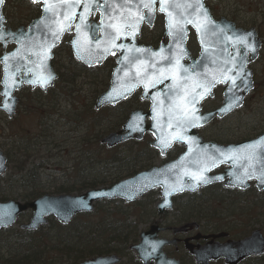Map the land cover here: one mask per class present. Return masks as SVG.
<instances>
[{"label": "water", "instance_id": "95a60500", "mask_svg": "<svg viewBox=\"0 0 264 264\" xmlns=\"http://www.w3.org/2000/svg\"><path fill=\"white\" fill-rule=\"evenodd\" d=\"M3 2L0 3V11ZM143 2L147 0H96L100 7L94 6L93 11L86 15L83 24L79 14L84 9L82 6L77 7L73 9L77 16L72 21L71 27L61 32L59 39L53 36L56 28L54 21L57 17L51 12H45L42 3L37 2L41 4V15L16 38L15 49L6 56L2 83L8 90L6 92L8 95L9 85L14 83L15 76L21 71L24 77L17 84L14 83L17 87H20L21 83L32 88L37 87L42 91L52 87L57 78L50 64L52 51L58 46L65 33H72L68 41L71 55L84 67L100 66L109 56L117 54L108 86L96 96L94 109L114 107L138 89H141L140 99L147 100L149 104L145 112L140 109L132 110L120 129L101 137L100 144L110 149L131 139L140 140L145 132H149L153 136L149 145L158 150L160 155H164L175 142L182 144L185 147L184 151L164 164L152 166L111 185L91 188L80 194L44 193L28 202L14 199L0 201V230L15 225L19 215L27 210L30 211V218L19 225L20 229L34 231L45 225L50 217L66 225L76 215L92 212L93 205L98 201L119 199L130 203L155 188L160 189L162 198L156 204L159 214L171 207L172 196L184 192L193 193L200 187L213 183L223 182L226 187L246 189L250 185L249 181H254L258 191L264 188V139H262L264 132L254 138L225 145L213 141L204 142L195 132L196 127L209 123L214 117L222 118L241 107L244 96L252 89V71L247 65L255 60L260 47L256 30L254 27L235 28L232 22L223 17L218 20L213 19L204 0H168V11L173 12L174 18L180 21L183 28V32L173 30L174 34H170L169 16L167 12L160 11L161 0H154L150 14L148 9L142 7ZM53 3H57L59 10L58 0H53ZM189 3L193 7L185 10L183 5ZM198 3L203 5L208 18L213 22L199 31L195 23H184L186 19L203 21V12L197 16ZM105 4L107 6H104ZM176 4L182 6L177 8ZM138 5L139 14L145 17L139 21L134 15ZM129 10L133 15H129ZM156 11L163 16V38L167 37V43L161 42L157 48L137 44L136 37L140 34L142 23L151 27ZM121 13L127 17L129 25L123 30L132 34L120 35L114 41L116 46H113L112 37L116 36V32L109 25L124 23L119 19ZM96 14L97 21L90 20V16ZM114 16L116 18L112 19ZM77 24H81L79 32H77ZM189 29L195 34L199 52L194 61L185 64L183 63L185 59L190 60L186 47ZM240 37H246L247 44L252 45L255 50L251 51L241 45L238 42ZM119 45L124 47H118ZM229 50H232L231 54ZM248 53H250L249 58ZM177 61L180 65L178 70L166 72V78L160 83L145 87L153 74L158 76L162 69H176ZM138 67H143L147 76L143 72L138 76ZM229 69L231 71H228ZM49 75L52 79L42 85L40 80ZM226 76L236 77L235 87ZM197 84L203 87H195ZM218 84H227L221 104L210 112L200 113V102L208 96L212 97V90ZM185 89L188 90L189 100L195 97L194 105L188 104L187 107L189 111L194 107V115L199 117L192 119L191 122L178 120L179 113L185 107ZM258 141L256 147H251ZM249 156L254 158L249 159ZM221 165H226V168L211 174ZM6 168V158L0 152V175L6 171ZM201 176L206 178V182L199 178ZM187 226L193 228L195 223H187L174 230L183 231ZM154 235L153 229L141 233L140 240L132 244L129 249L136 254L142 264H150V260H153L154 264H178L177 261L165 257L159 249L162 243L153 241ZM189 252L202 264H208L209 259L220 256L225 259L226 264H236L247 256L262 255L264 236L259 229H255L247 237L229 241L222 248L207 244L201 248H189ZM120 260L121 258L116 255H100L87 258L77 264H117Z\"/></svg>", "mask_w": 264, "mask_h": 264}, {"label": "rangeland", "instance_id": "374dc122", "mask_svg": "<svg viewBox=\"0 0 264 264\" xmlns=\"http://www.w3.org/2000/svg\"><path fill=\"white\" fill-rule=\"evenodd\" d=\"M8 3H12L19 10L25 11L30 9L27 0H9ZM206 5L216 20L223 17L227 20L231 19L230 21L234 20L241 23L246 27L255 26L264 37V0H206ZM157 20L158 22L155 23L152 30L143 31L140 36V41H142V43L155 46L159 41L158 39L162 29L160 20ZM71 36L72 34H68L65 37L61 48L56 51V56L54 58L57 73L60 76L59 80L56 82V88L59 90H55V93L58 95L55 97L53 96L51 99L53 102L52 105L56 108L53 112L54 116L44 121L42 126L43 129L39 127L41 120L36 112L21 114L17 119L19 136H24L26 132L29 140L32 139L34 135L41 134V137L39 139L37 138V142L41 147L34 148L31 151L33 157L37 159L33 161L31 160L32 158L29 159L31 161L29 167L31 168L33 165H38L39 160L42 162V166L37 167L35 173L41 179V185L47 188L53 184H72L75 181V174L72 169L73 158L77 153L78 158H81V153H79L78 149L80 146V137L85 131H88L89 128L85 124L83 126V123L80 125L81 123L78 122V124L74 119L76 115L87 113L90 104L92 105V103H94L96 96L106 89L109 69L112 64V61H110L103 64V67L98 69H85L81 66H75L70 61H74V59L71 56L70 48L67 44ZM187 48L190 52V56L195 57L198 49L192 33L189 35ZM250 68L253 69L254 89L245 98L243 106L226 117L214 121L205 129H202L199 133L204 139L213 140L220 144L233 143L253 138L264 132V47L260 52L259 58ZM135 102L136 98L128 102L124 101L113 108L101 110V113L100 109L95 110L96 113L99 111L100 116H95L96 124H93V133H96L101 138L109 132L120 129L121 124L125 120L122 118L124 114L127 116L128 112L132 109H144L141 104H138L136 108H132L130 105ZM209 102L210 106H216L220 102V97L215 96V98ZM99 120L100 122H98ZM117 123L120 124V126L114 130H110V128L114 127ZM42 133L45 134V137H43ZM88 139L90 141L91 139L93 140V136L90 134ZM94 146L95 145L90 144V149L94 150ZM128 146H130V143L126 144V158L131 156L129 153L131 146ZM136 148L137 146H133L131 149ZM124 153L125 150L121 149V147L117 151L118 155L125 157ZM47 154L50 155L51 158H49ZM10 156L11 160L16 158V154ZM18 158H20V155ZM136 158L149 165H159L163 160H160V158L156 155L154 156V154L149 156L146 154H139ZM146 159H148V161ZM10 167L11 164L8 163L7 171L0 176V194H4L7 197L6 199L20 200L16 190L9 191L14 189L19 183L16 181V176L11 172ZM66 173L69 174V178H66ZM198 194L202 199L210 201V210L217 209L222 222L228 224L233 233L237 234L243 231L241 229L242 226L238 227V223L241 224V222H243L238 217L241 214L240 204L238 202L241 201L236 200L234 195L224 192V190L218 186L209 187L206 190L199 191ZM157 196V194H152V198ZM220 197L226 200L225 203L219 204L218 201L215 200ZM191 199L193 200V198ZM191 199L189 198L188 201L190 202ZM185 200L186 196L182 195L175 200V205H181ZM127 210L130 211L129 209ZM27 218L28 217L23 218L20 221H26ZM242 219H244V217ZM259 225L260 223L258 222V226ZM262 229L264 231V225ZM254 264H264V255L257 258Z\"/></svg>", "mask_w": 264, "mask_h": 264}, {"label": "trees", "instance_id": "16d2710c", "mask_svg": "<svg viewBox=\"0 0 264 264\" xmlns=\"http://www.w3.org/2000/svg\"><path fill=\"white\" fill-rule=\"evenodd\" d=\"M70 61L75 66H81L73 60ZM59 78L60 76L58 75L57 81ZM57 89L55 84L49 91L48 97L37 98L32 103H28L30 101L28 100L24 104V109L29 108L27 110L35 111L38 114L41 120L39 123L40 128H42L47 118L54 116L53 112L56 108L52 105L51 99L53 96L58 95L55 93ZM105 109L108 108L101 110ZM101 110L100 113L102 112ZM95 116L100 115L99 111L96 113L93 109V103L92 105L90 104L87 113L75 116L74 120L77 123H81L80 125L83 123V126L85 124L89 129L80 137L78 149L79 153H81V158H78V153L73 158L72 169L74 170L75 181L72 184L60 183L55 185L52 183L53 185L48 186V188L42 186L41 179L35 173L37 167L42 166V162L39 160L38 165H33L30 168L31 161L29 159L32 158L31 160L33 161L37 158H34L31 154L33 148L24 146L17 149L14 160H11V156L6 152L8 163L11 164V172L16 176V181L19 182L14 189L9 191L16 190L17 196L22 201H30L46 191L52 194H79L90 188L111 185L121 178L130 176L150 166L148 163L136 158L139 154L156 155L145 143H131V148L133 146H137V148H130L129 153L131 156L129 158H126V143L111 150L100 145V137L93 133L94 129L92 128L93 124H96ZM122 118L125 119L126 114ZM119 126L120 124L117 123L110 130H114ZM90 134L93 136L91 141L88 139ZM40 135H34L32 138L37 140V138L41 137ZM43 137H45V134H43ZM90 144L95 145L94 150L90 149ZM120 147L125 150V157L117 154ZM19 155L20 158H18ZM48 156L51 158L50 155ZM146 160L148 161V159ZM66 178H69L67 173ZM151 196L152 194L149 193L144 195L143 198ZM188 197L190 199L193 198V200L191 199L190 202L178 205V208H180L179 219L203 220L208 215H211L217 225L229 227L228 224L222 222L217 209L210 210L211 204L209 200L202 199L198 193L188 195ZM259 197L254 202L248 201L251 203L238 202L241 209V214L238 217L243 221L241 224L238 223V227L242 226V230L247 229L248 226L244 223L248 221H251L250 228H254V225L257 226L258 222L260 223L258 228H263L264 195H259ZM6 198L4 194H0V200H5ZM215 200L219 204H223L226 201L223 197ZM152 203L142 202L141 200L136 201L134 203L136 208L134 214L139 216L141 208ZM26 217L27 214H22L20 219ZM243 217L244 219H242ZM128 220V210L125 203L120 200L100 201L95 203L92 213L78 215L67 225H61L55 219L50 218L46 225L33 232L20 230L18 227L0 230V264H76L83 259L102 254H117L121 256L123 260L119 264H139L135 256L128 250V246L137 238V227L140 218H133L135 223H130L132 220Z\"/></svg>", "mask_w": 264, "mask_h": 264}, {"label": "flooded vegetation", "instance_id": "af4514ba", "mask_svg": "<svg viewBox=\"0 0 264 264\" xmlns=\"http://www.w3.org/2000/svg\"><path fill=\"white\" fill-rule=\"evenodd\" d=\"M8 1L9 0H4V4L1 8V14H0V151H2L3 154L7 152L8 155H15L17 153V149H19L20 147L26 146L33 149L37 147H41L37 142V140L33 138L28 140L27 138L28 134L26 132L24 136H19L20 134L17 127L18 125L17 119L21 114H28L30 112L33 113L35 112V111L27 110L29 108L24 109V104L26 103V101L30 100L28 103H32L37 98L48 97L50 89L46 91H41L38 88H31L30 86L24 85L23 83H21L20 87H17L16 85H14V83L17 84V82L20 81L22 77H24V73L20 71L19 74L15 76L14 83H11L8 87V89H10V94L9 95L6 94V89L2 84L3 74L6 65L5 57L15 49L16 38H18L20 34H23L26 31L28 25L41 15L40 3H33L27 0L30 9L23 11V10H19L12 3L9 4ZM91 19H95V17L91 15ZM157 19L160 20V26L163 31L162 17L155 13V18L151 27L142 25L140 35L137 37V42L139 44H144L142 43V41H140V36L142 35L143 31L152 30L155 23L158 22ZM234 24L235 27L248 28L236 21H234ZM255 29L261 41V48L258 55L259 58L260 52L264 47V37L260 34L257 27H255ZM66 36L67 34L62 37L60 41V45L53 51L54 57L52 63L55 71H57L55 65V59H54L56 56V51L59 48H61ZM161 39H162V32L161 35L159 36L158 39L159 41L154 47H156L160 43ZM126 42H128L127 38H126ZM257 59L250 65V67L257 61ZM110 61H112L111 64L112 66L114 63V56L108 58V62ZM225 86L226 84L216 86V88L214 89L213 98H215V96H219L221 102L222 93ZM135 98H136V102L137 101L138 102L131 104L130 105L131 107L136 108L138 104H141L144 107V109L141 108L142 110H146L148 108L149 105L148 101L140 100L139 92L134 93V95L129 99H127L126 102ZM213 98L211 99L207 98L201 102L202 112L211 111L212 109H215L216 107L219 106L220 102L216 106L215 105L210 106L209 101L212 100ZM216 120H220V119H214L212 122L208 123L207 125L196 129L197 133L200 135L199 132L202 129H205ZM201 137L203 138V136ZM150 140H152V136H150L149 134H145L140 142L142 143L144 142L145 145L148 146V142ZM183 149H184L183 145L174 143L170 147V149L165 153L164 156H160L157 150L154 151L156 152L155 154L158 158H160V160L163 159L161 162L163 163L165 161L175 158L183 151ZM221 169L222 168H220L219 170ZM216 186L223 189L224 192L234 195L236 200H239L244 203L248 201L254 202L260 198L259 195H264V189L261 192H258L255 189H253L252 186L248 187L245 190L229 189L224 187L222 184H218ZM154 191L155 194L158 195L157 197L140 198V200L143 202L150 203L153 201V203L148 204L145 207L143 206V208H141V214H139V216L135 215L134 213L128 214V219H129L128 221L132 220L130 221V223H135L133 218H137V217L140 218V222L138 223V227H137L138 236L136 238V241H134V243L139 241V236L142 232L147 231L149 228H153L155 232V235L153 236V240L158 242L162 241L163 245L161 247V251L165 253V256L168 259H173V261L174 260L177 261L178 264H202L201 262L196 261L195 257L189 252V248L195 249L197 247H204L207 244L209 246H215L216 248L218 247L222 248L223 244H226L230 240H237L248 236L250 234V231L252 230L249 226L251 221L244 223L246 226H248L246 230L236 234L233 233L230 228H227L224 225H217L215 221H213L214 219L212 218L213 216L211 215H208L206 219L203 220L179 219L180 208H178V206L175 205V200L179 197H175L174 199H172L173 206L170 209H168L167 211L161 214H158L156 210V203L160 200V196L158 190H154ZM188 199H189L188 196H186V200L184 202L188 201ZM128 208L134 209V204H130ZM189 221H195L196 222L195 227L191 228L187 226L183 231H176L173 229V228H178L182 225H186V223ZM262 234L264 235V231H262ZM257 258L259 257L253 255L247 256L242 260L238 261L236 264H254ZM136 260L138 259L136 258ZM138 263L142 264L139 260ZM150 263L154 264V261L152 260L150 261ZM208 264H226V263L224 258L220 256L216 259H209Z\"/></svg>", "mask_w": 264, "mask_h": 264}, {"label": "snow or ice", "instance_id": "6c2138e0", "mask_svg": "<svg viewBox=\"0 0 264 264\" xmlns=\"http://www.w3.org/2000/svg\"><path fill=\"white\" fill-rule=\"evenodd\" d=\"M2 2H3V0H0V3H2ZM32 2L33 3H37V2L42 3V7H43L45 12H51L54 17H57V19L54 21L56 28L53 31V36L55 39H59V34L71 27L72 21L77 16V13L73 9L80 7V6L83 7L84 11L79 14V19L81 21V24H83V22L86 19V15L90 14L93 11L94 6L97 8L100 7V5H98L96 3V0H83V2H82V0H58L59 10H58L57 3H53V0H32ZM153 3H154V0H147V2L142 3V7L145 9H148L149 14H150L152 9H153ZM104 6H107V4H105ZM175 6L177 8H180L182 5L176 4ZM119 7H123V6H119ZM168 7H169L168 0H161L160 11L167 12V14L169 16L170 34H174L173 30H175L176 32H183V28L180 25V21L174 18L173 12L168 11ZM183 7L186 10V9L192 8L193 5L189 3V4L183 5ZM196 7H197V16H199L200 12H203V16H204L203 21H199V19H197L196 21L186 19V20H184V23H195V25L199 31L201 28H204L213 22L210 20V18H208L206 10L203 9L202 4L198 3ZM129 15H133V13H131L130 10H129ZM134 15L136 16L137 21L143 20L145 18L143 15L139 14V5L137 6V12ZM181 15H183V13H181ZM115 18H116L115 16L112 17V19H115ZM119 19L121 21H123L124 23L110 24L109 25V27H112L116 32V36L112 37L113 46H116L114 44V41H115V39H118L120 35L132 34V33H127L126 31L123 30L129 26L127 24V17H125L123 15V13H121ZM102 23H103V21H102ZM81 24L76 25L77 32L80 31ZM248 35H251V34H248ZM238 42L241 45H244L245 47H247L251 51L255 50L252 45L247 44L246 37L238 38ZM118 47L122 48L124 46L119 45ZM5 59H7V57H5ZM162 59H166V58L162 57ZM153 67H154V65H153ZM179 67H180V65H179V62L177 61L176 69H166V70L162 69L158 76L153 74V77L149 80V82L145 85V87L146 88L151 87V86H154V84H156V83H160L164 78H166V75H165L166 72L178 70ZM185 71H187V69H185ZM228 71H231V69H229ZM142 72L144 73L145 76H147V73H146V71H144V68L138 67L137 75L140 76ZM238 75H239V73H237V76ZM51 79H52V77H51V75H49L46 78L41 79L40 83L42 85L46 84ZM226 79L232 81L233 87L236 86V83H235L236 77L235 76H226ZM195 87H203V85L197 84ZM193 91H195V88L193 89ZM205 92H207V89H205ZM188 95H189L188 90L185 89V97H184L185 107L182 109V111L178 115L179 121L191 122L192 119H199V117H195V115H194L195 114V108L192 107L191 111H189V109L187 107L188 104L194 105V103H195V97L193 96V98L191 100H189ZM170 118H171V114H170ZM262 139H264V138H262ZM258 144H259V141L254 142V144L251 147H256ZM222 155H223V153H222ZM234 158L235 157H233V159ZM248 158L251 159L254 157L249 156ZM199 178L206 182V178H204L202 176ZM217 179H219V178H217Z\"/></svg>", "mask_w": 264, "mask_h": 264}, {"label": "bare ground", "instance_id": "6f19581e", "mask_svg": "<svg viewBox=\"0 0 264 264\" xmlns=\"http://www.w3.org/2000/svg\"><path fill=\"white\" fill-rule=\"evenodd\" d=\"M230 54L232 53V50H229Z\"/></svg>", "mask_w": 264, "mask_h": 264}]
</instances>
